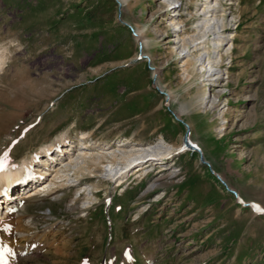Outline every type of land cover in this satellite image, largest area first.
I'll list each match as a JSON object with an SVG mask.
<instances>
[{"label": "rangeland", "instance_id": "obj_1", "mask_svg": "<svg viewBox=\"0 0 264 264\" xmlns=\"http://www.w3.org/2000/svg\"><path fill=\"white\" fill-rule=\"evenodd\" d=\"M119 3L0 0V157L60 192L0 224V264H264V214L215 175L264 210V0ZM80 142L141 162L78 173Z\"/></svg>", "mask_w": 264, "mask_h": 264}, {"label": "bare ground", "instance_id": "obj_2", "mask_svg": "<svg viewBox=\"0 0 264 264\" xmlns=\"http://www.w3.org/2000/svg\"><path fill=\"white\" fill-rule=\"evenodd\" d=\"M137 36H138L139 39H141L139 41H142V37H141V35L139 33H138ZM223 41L224 40H221V42H223ZM142 44H143V42H142ZM140 45H141V43H140ZM141 47H142V45H141ZM218 58H220L219 54H218ZM5 63H6L5 55H2L1 52H0V72L3 69ZM154 71L157 72L156 69H154ZM80 144L82 146L80 151L88 150V148L90 147L88 142H80ZM190 145H191V143H190ZM65 146H66V144L62 145V146L58 145L57 146L58 153H60L62 155L64 153L68 152V150H66ZM123 146H125V144ZM111 148L112 147L110 146V147H108V149H103V151L99 152L98 154H92V153H88V152L85 151V152H83L80 155L81 156L80 158L72 161L71 165L74 164V166H75L74 168H76V171L78 173L79 172H88L89 174L96 175V174L101 173L100 169H101V166L103 165L102 160L103 159H105V160L108 159V157L106 155L109 154L110 155L109 159H111L110 164L114 165L117 162H121V163H123L125 165L124 169L120 173V174H122L124 172V170H126L132 164H136L138 162H141V161H138V160H132V157L134 156V154H132L131 152L130 153L126 152V151L121 150V149H116L115 151H113L111 153H106V151H104V150H110ZM163 154H165V153H163ZM163 154H158V155L152 154V155H149L148 158L144 159V161L147 162V160L157 159L160 156H162ZM47 155H48V159L50 161H54V160L57 159L56 155L49 153V150L47 151ZM70 159H72V158L70 157ZM38 160L41 161L40 162L41 165H42V163H44V164L48 163V160L44 162V160H45L44 158H43V160L42 159H38ZM133 161H135V162H133ZM30 166H31V164L29 165L27 162H24L23 165L21 167H18V168L15 167V166H13V167L7 166V167H5V169L0 174V192H2L3 195H4V193H7V194L9 193L10 194V192H12V190H11L12 186L16 185V183H19V182L22 183V182L25 181L26 183L29 184L24 189L22 194L15 195L13 197V199L10 198L9 200H8V198H5L6 199L5 202H3L5 204V214H2V212L0 213V222L2 224H7L10 215L14 216L15 214H21L22 215L21 218H23L24 215L27 214V212H26L27 209L25 208V206L27 205L28 202H30L32 200L38 199L41 196H46V195H51V194L56 197V200L59 197L60 192L59 191H53L51 189V187L56 184V182L54 180L55 178H53V180H51L49 182L41 183L40 179L44 178L43 177L44 171L41 170L40 173H39V176L35 180L34 179L30 180V177H32V172L30 170V168H31ZM91 168H93L95 170L93 172H90ZM162 171H164V168H162ZM54 172L56 173V176H57L58 179H61V178L65 177L66 181L69 182L71 180L70 179L71 175H65L63 177H59L61 172H59V171H54ZM45 174H47V173H45ZM75 175L78 176L77 173ZM114 177H116V176H114ZM173 177L176 178L177 176L173 175ZM57 178H56V180H57ZM38 183H39V185H38ZM48 183H49V185H48ZM78 184H81V182H79ZM77 186L78 185H76V187ZM60 187L63 188L64 184L61 185ZM27 188H31V189L26 191ZM48 188H49V190H48ZM64 188H66V187H64ZM79 191L80 190H78L77 192H79ZM97 192H98V190H97ZM2 193H0V194H2ZM146 197L144 199H146ZM81 198H83V199H81ZM11 200H13V201H11ZM89 200L91 201V199H88V196H86V193L84 192L83 194L80 195V199L79 200L74 201L72 205L70 204L71 205L70 208H74V206H77L82 201H83V204L86 205V203H87L86 201H89ZM14 202H15V204H14ZM262 211L264 212V210H262ZM43 215H46V214H43ZM30 219H31V217H30ZM26 222H28V221L26 220ZM1 238H2V232H0V240H1Z\"/></svg>", "mask_w": 264, "mask_h": 264}, {"label": "water", "instance_id": "obj_3", "mask_svg": "<svg viewBox=\"0 0 264 264\" xmlns=\"http://www.w3.org/2000/svg\"><path fill=\"white\" fill-rule=\"evenodd\" d=\"M117 2L119 3V0H117ZM119 5H120V3H119ZM132 31H133L134 36L137 37V34L134 32L133 29H132ZM141 49H142V47H141V45H140V54H141V56H142ZM142 57H144V56H142ZM149 68H150L151 70L154 71V68H152V67H149ZM156 76H157V74H155V78H156ZM155 78H154V79H155ZM154 87H155V88L157 89V91H159L161 94H164L163 91H161L160 88L157 87L155 83H154ZM185 143H186V145H187L189 148H191V149H195L194 147H192V146L190 145V143L188 142L187 139L185 140ZM201 161H202L203 163H205L203 156L201 157ZM215 175H216V177H217V178H218V179H219V180L225 185V187L227 188V190H228L230 193H232V194L236 197L237 201L240 202V203L242 204V206H244V207H250V206H251L250 204L243 203V202L239 199L238 194H237L234 190L230 189V188L228 187V185L224 182V180H223L219 175H217V174H215Z\"/></svg>", "mask_w": 264, "mask_h": 264}, {"label": "snow or ice", "instance_id": "obj_4", "mask_svg": "<svg viewBox=\"0 0 264 264\" xmlns=\"http://www.w3.org/2000/svg\"><path fill=\"white\" fill-rule=\"evenodd\" d=\"M4 159L6 160L7 159V155L5 154V157H4ZM3 167V165L2 164H0V168H2ZM257 210H260L259 208L257 209Z\"/></svg>", "mask_w": 264, "mask_h": 264}]
</instances>
